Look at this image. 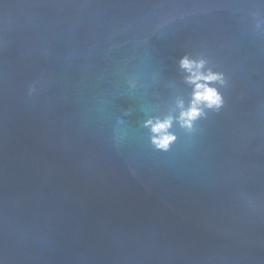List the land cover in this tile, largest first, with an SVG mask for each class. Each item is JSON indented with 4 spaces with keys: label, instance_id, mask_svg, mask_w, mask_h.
<instances>
[{
    "label": "water",
    "instance_id": "1",
    "mask_svg": "<svg viewBox=\"0 0 264 264\" xmlns=\"http://www.w3.org/2000/svg\"><path fill=\"white\" fill-rule=\"evenodd\" d=\"M0 264H264V0H0Z\"/></svg>",
    "mask_w": 264,
    "mask_h": 264
},
{
    "label": "clouds",
    "instance_id": "2",
    "mask_svg": "<svg viewBox=\"0 0 264 264\" xmlns=\"http://www.w3.org/2000/svg\"><path fill=\"white\" fill-rule=\"evenodd\" d=\"M202 64L203 62L194 65V62L189 61L187 58H185L181 62V66L184 69L188 70L189 72H192V75L189 77V80L191 83L195 84L193 106L188 111L181 113V119L184 120V123L189 126L190 121L194 120L199 114V110L196 106L199 102H206L209 107H212L214 105L219 106V104L221 103V98L215 89L207 87V85L205 84L198 83V81L200 80L213 81L217 80L219 77L215 74H209L207 76H204L199 74L198 72L192 71L194 66L198 69L202 67ZM149 123L151 122L149 121ZM168 124V121H165L163 123L158 122L153 126V131L157 133L162 132L168 127ZM173 139V136L165 135L162 138L156 140L155 143L160 148H167L169 142Z\"/></svg>",
    "mask_w": 264,
    "mask_h": 264
}]
</instances>
